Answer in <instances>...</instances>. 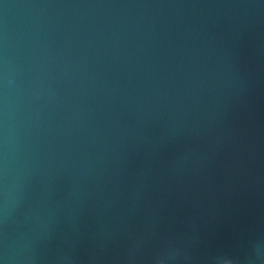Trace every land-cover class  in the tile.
<instances>
[{
	"label": "water",
	"instance_id": "water-1",
	"mask_svg": "<svg viewBox=\"0 0 264 264\" xmlns=\"http://www.w3.org/2000/svg\"><path fill=\"white\" fill-rule=\"evenodd\" d=\"M0 264H264V0H0Z\"/></svg>",
	"mask_w": 264,
	"mask_h": 264
}]
</instances>
